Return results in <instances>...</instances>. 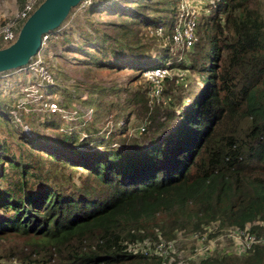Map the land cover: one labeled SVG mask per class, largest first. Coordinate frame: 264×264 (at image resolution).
<instances>
[{
    "label": "trees",
    "instance_id": "obj_1",
    "mask_svg": "<svg viewBox=\"0 0 264 264\" xmlns=\"http://www.w3.org/2000/svg\"><path fill=\"white\" fill-rule=\"evenodd\" d=\"M123 1L122 8L102 2L90 12L125 18L126 24L112 25L126 37L134 25L162 28L163 35L142 34L129 42L94 27L82 29L77 49L98 60L88 47L102 51L100 45L102 66L137 70L134 79L157 62L180 66L184 76L166 79L161 100L134 92V111L142 120L137 132L110 137L103 151H94L73 130H60L57 114L30 112L28 120L18 115L33 135L22 132L17 149L0 140V264H163L160 256L134 253L130 246L214 222L264 234L262 0H215L204 29L209 48V36L184 53L167 40L159 59L155 53L177 19L173 0ZM108 38L118 51L105 47ZM42 125L56 131L41 135ZM89 125L82 130L97 132ZM189 264H264V242L239 255Z\"/></svg>",
    "mask_w": 264,
    "mask_h": 264
},
{
    "label": "rangeland",
    "instance_id": "obj_2",
    "mask_svg": "<svg viewBox=\"0 0 264 264\" xmlns=\"http://www.w3.org/2000/svg\"><path fill=\"white\" fill-rule=\"evenodd\" d=\"M24 1L27 2L28 0H0V25H3L17 14L22 8ZM92 1V4H89V0H86L74 7L63 24L50 35L42 51L36 55L32 62L31 67L36 68V70L31 69L30 66H25L13 72L0 74V102L4 105V107L2 106L3 108H0L1 141L6 140L9 143H13L17 149L19 143L22 141L20 139L22 132L28 136L33 135L32 132L30 133L31 128L27 124L29 122L22 121L20 116H18L19 114H23V117L28 120L30 112L24 109L23 106L17 107L23 97L22 87L27 83L31 84L30 82L41 83L45 79H54L53 83L46 87V91L49 92V96L52 99H55L62 110L50 114H57L62 118L60 130H73L72 132L81 134V140L87 139L88 146L94 147V151H103L105 147L104 143L110 137H112L111 139H118L123 131L127 133L137 132L138 123L140 124L142 120L137 117L134 111L136 108L134 104V92H141L138 94V97L144 94L150 101L161 100L163 98V92L158 99L153 97V85L143 76H140L138 79L133 78L137 70L120 67L113 69L109 66H102L105 55L102 52L103 47L100 45L99 47L102 51L96 50L94 46L88 47L89 53H97L98 60H94L88 53L77 49L78 43L83 41V37L81 36L82 29L92 31L94 27H99L100 30L106 29L107 31H111L112 34H116V37L121 39V41L126 40L129 42H133L135 38L142 36V34L147 37L152 32L150 30L152 28L142 27V29H138L134 25L135 32H129L127 37L123 35V32L118 33L120 30L115 28L112 22L126 24L127 20L125 18L119 16L109 17L106 12L91 13L90 10L93 7H98L102 2H107L110 5L113 1L117 3L116 7L122 8L124 1ZM208 1L212 3L213 0ZM179 2V0H173V7H177ZM194 5L201 12V5L197 1ZM261 8L264 14V0H262ZM145 9L146 14L152 13L147 6H145ZM210 13L212 12L203 11L201 15V29L199 27L198 34L202 43H205L206 37L210 35V33L204 30L206 28L205 22H207V17ZM88 21H92L94 24L90 25ZM138 32L139 34L136 35ZM70 35L72 37L69 39L73 38V40L66 41ZM209 40L210 36L208 37V42L205 44L206 49L209 48ZM165 46H168L167 37L165 44H160L155 53L158 59L163 58L165 55L162 54L166 51ZM105 47H111L115 51L120 49L111 38L105 41ZM183 57H188L187 53ZM40 62L44 65L42 68H40ZM159 63L157 62L155 65L160 66ZM168 65H172V63L170 62ZM43 69L51 75V79L41 74ZM184 73L185 71L181 70L180 66H177V69L172 71V74H176L180 78H183ZM187 74L190 75L189 77H192L191 72L187 71ZM46 91L44 90V93ZM61 103L67 108L62 107ZM11 106L16 108H11L15 110V113L12 111L16 117L14 120L13 114L10 112L9 117L8 113ZM36 111V114L41 116L46 113L45 111ZM69 111H71L72 115H75L69 117L64 113H68ZM6 119H9L8 121L11 124L5 122ZM86 125L97 129V132L88 129L82 130ZM20 127L23 128V131ZM38 130L42 135L48 131H56V127H53L52 130L49 128L45 130L42 125L38 126ZM85 147L81 146L80 148L84 149ZM74 158L76 159V156ZM46 168L51 170L53 166L48 163ZM77 175L78 173L75 174V178ZM260 223V221L256 222V224L262 225ZM251 228L252 226L246 229L233 227L220 228V222H214L201 231L178 230L171 239H167L159 233L157 239L146 238L142 242L132 244L130 250L134 252L133 248L138 246L139 251L146 255L160 256L163 264H189L191 261H199V259L208 256L239 255L249 250L254 242H258L260 239L264 242V234L251 233ZM2 249L3 246H0V251ZM2 262H5V259H2Z\"/></svg>",
    "mask_w": 264,
    "mask_h": 264
},
{
    "label": "built area",
    "instance_id": "obj_3",
    "mask_svg": "<svg viewBox=\"0 0 264 264\" xmlns=\"http://www.w3.org/2000/svg\"><path fill=\"white\" fill-rule=\"evenodd\" d=\"M43 1L44 0L24 1L20 11L8 21H6L3 25H0V48L7 47L17 40L22 25ZM196 1L201 5V12L199 8L194 5ZM89 2H92V0H89ZM214 7H216L215 0H213L212 3H210L208 0H180L177 6L176 23L173 27V30L167 37V40L173 44V50L177 52L178 50H181L184 52L193 48L197 43L200 42L198 29L202 12H212ZM151 35L162 36V28L152 30ZM49 37L50 33H47L43 36V46ZM35 57L29 62L27 65L28 67H31ZM39 65L40 68L44 66L42 62H40ZM31 69L36 70V68L32 67ZM174 69H177V67L173 65H167L144 70L143 77L153 85L152 94L154 98L158 99L161 95L165 80L167 78L176 76V74H172ZM41 74L48 76L51 79V75L45 69H43ZM53 80L45 79L41 83L30 82L31 84H25L22 87L23 97L17 107L23 106L28 112H37L36 110H39L45 111L46 113L49 112V114L61 111L62 109L59 104L55 101V99H52L49 96V92L46 91V87L51 85ZM44 90L46 91L45 93ZM13 112L15 113V110ZM64 113L69 117H73L75 115H72L71 111ZM141 129L144 130L145 125H142ZM137 247L138 246H135L133 248L134 252H138L140 250Z\"/></svg>",
    "mask_w": 264,
    "mask_h": 264
},
{
    "label": "water",
    "instance_id": "obj_4",
    "mask_svg": "<svg viewBox=\"0 0 264 264\" xmlns=\"http://www.w3.org/2000/svg\"><path fill=\"white\" fill-rule=\"evenodd\" d=\"M84 0H44L22 25L17 40L0 48V74L21 69L40 53L43 36L59 28Z\"/></svg>",
    "mask_w": 264,
    "mask_h": 264
}]
</instances>
